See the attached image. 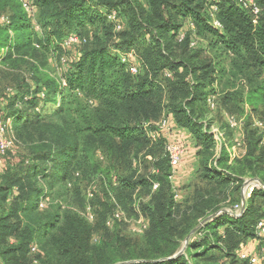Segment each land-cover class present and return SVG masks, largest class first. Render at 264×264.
<instances>
[{
    "label": "trees",
    "instance_id": "1",
    "mask_svg": "<svg viewBox=\"0 0 264 264\" xmlns=\"http://www.w3.org/2000/svg\"><path fill=\"white\" fill-rule=\"evenodd\" d=\"M145 1L32 0L41 14L38 35L19 0H0V16L9 14V22L0 24V48L7 50L1 62L26 66L33 81L9 97L17 137L32 142L20 169L0 176V264H31L24 252L42 234L44 264H245L237 252L255 239L256 226L264 221V206L256 207L257 200L264 202V190L253 193L241 217L221 212L241 201L246 178L264 183V147L257 132L248 130L244 158L229 165L223 151L216 160L215 139L204 121L216 83L223 87L220 106L242 114L247 103L264 118V0H258L263 12L256 24L234 0ZM213 3L221 30L209 23ZM110 10L125 18L126 31H115L107 21ZM187 22L206 48L191 47L190 31L178 41ZM87 27L100 29L102 36L62 74L47 72L51 58L62 63L63 42L74 34L70 31L81 33ZM114 34L125 39L115 42ZM125 47L136 49L141 64L137 75L121 61L119 52ZM18 105L25 110H13ZM171 115L200 147L198 182L188 186L190 195L181 203L175 199L167 138L148 136ZM54 118L65 121L64 132L46 142L42 133L36 134L42 122ZM98 150L117 163L130 162L128 179L119 183V201L132 203L134 194L149 197L141 206L149 230L128 246L117 238L110 247H92V228L72 212L34 217L41 216L39 196L32 191L41 171L35 163L55 161L42 171L67 182L76 171L89 177L99 171L93 162ZM142 168L148 174L135 178ZM154 184L159 185L155 191ZM8 239L15 243L9 246Z\"/></svg>",
    "mask_w": 264,
    "mask_h": 264
},
{
    "label": "rangeland",
    "instance_id": "2",
    "mask_svg": "<svg viewBox=\"0 0 264 264\" xmlns=\"http://www.w3.org/2000/svg\"><path fill=\"white\" fill-rule=\"evenodd\" d=\"M141 1L144 4L146 3L145 0ZM6 16H9V14ZM1 17L2 16H0V24H7L1 21ZM123 21L125 22L124 30L126 31L127 24L125 18ZM40 22L41 14L38 12L36 13L34 22L32 21V26L35 27H33L34 30L39 32L37 33L38 35H41L40 29L37 28ZM190 24L191 23L187 22L184 26H190ZM70 33L78 35L81 39V43L71 48H62V63L51 58L49 60L50 67H48L46 70L47 72L50 71V73L57 72L62 74V72H65L69 69L70 63H72L79 56L84 48L90 47L91 44L96 41L97 37L102 36L100 29L92 27H87V29L81 33H78L74 30L70 31ZM116 35L117 37H115ZM116 35L114 34L113 39L115 42H119V40H123V38L125 39V37L121 34ZM199 45L206 48V43L204 40H202ZM135 50L131 51L136 53ZM6 51V48H0V123L5 124L6 128H4L6 130V137L3 140L8 143V148L5 149V153H3L4 151L0 150V176H4L12 169H20V162L30 155L32 142V140H23L17 137L14 119L9 114L11 111L8 107L9 101L11 99L9 97L16 93L15 91L18 90L19 86L33 85L32 74L30 70L26 68V66L21 64L16 68L3 65L1 58L4 56ZM127 53H129V50L125 47L124 50L119 52V56L123 54L126 55ZM206 56H208V54ZM13 110H25V108L22 105H18ZM231 112L234 114H230V116H235L240 120L243 118V122H246L247 118L245 119L240 113L236 112L235 110H232ZM247 114L254 115V119H256L254 124L255 127H257V122L264 123V119H262L263 117L258 116V114L253 112L251 108L248 110ZM257 116L260 119L257 118ZM213 118L214 120L212 121V129H221V133H224L225 131L227 135L226 138L231 140L232 137L230 132L226 130L225 126L221 127V124L223 123V118L221 115H213L212 119ZM63 123H65V121L62 122L61 118H54L50 121L48 120L42 122L40 124L41 127L38 129V133L36 135L39 136L38 134L42 133V138L46 139V142H50V138L62 136L60 134L64 132V130H62ZM257 129L258 132H263L264 130V128L261 130L259 127H257ZM175 131L176 129L173 130L174 134ZM176 135H178V139H181L179 131L176 133ZM148 136L149 138H152V134H149ZM35 138L37 137L35 136ZM93 162L99 167V171L95 173V175L89 177L88 175H83L80 171H76L72 174L71 178L67 182H62L61 180L55 181L50 178V175H48L47 171L46 173L45 170L42 171L43 168H51L55 164V161L44 160L36 162L35 164L40 166L41 171L38 173V180L34 186H32V191H36V195L39 196V212L41 216L35 215L34 217L44 220L49 214H54L57 211L61 214L65 211L72 212L83 218L92 228V237L90 239L92 247H110L115 244L117 238L123 240L124 245L128 246L127 242H129V240H136L139 238L141 239L142 236H144L149 230V219L141 207L142 204H146V202L149 201V197L142 194V196L138 198L137 194H134L132 203L125 197L124 198L126 200H123V198L122 201L118 200L119 183L122 179H128L130 175V162L128 159H126V161L123 160V162L117 163V161H114L111 156L101 150H98L95 153ZM135 166L136 163L134 162L133 167L135 168ZM28 167H31V165ZM61 173L64 174V172ZM147 174L148 172L142 168L140 171H138L135 178L146 176ZM197 178L192 184L198 182ZM188 186L186 187L185 195L179 194L178 199L175 197L177 203H181L190 195L191 190L188 189ZM153 190L155 191L157 189ZM15 191L17 192L16 189ZM175 194L177 195L176 190ZM125 195L128 197L127 193ZM256 204V207L259 209L263 208L264 206L262 199L257 200ZM117 214L120 215V219H116ZM45 240L46 237L44 234H42L36 241L33 242L34 244H30L26 248L24 254L31 264L45 263V260L47 259V248H45L46 246L44 245ZM13 242V239L7 240V244L9 246L15 243ZM24 264L29 263L27 262Z\"/></svg>",
    "mask_w": 264,
    "mask_h": 264
},
{
    "label": "built area",
    "instance_id": "3",
    "mask_svg": "<svg viewBox=\"0 0 264 264\" xmlns=\"http://www.w3.org/2000/svg\"><path fill=\"white\" fill-rule=\"evenodd\" d=\"M22 4L23 9L27 13L28 17L34 22L37 8L34 6L32 0H19ZM221 0H216V2H220ZM235 3L248 12L251 17L254 24H256L263 12V8L258 0H234ZM209 23L221 30L222 24L218 20L217 14H218V6L216 3H213L209 8ZM107 21L114 25V29L117 32H120L125 27V22L123 21V18L120 16L119 11L117 10H110L106 13ZM1 21L3 23H8L9 19L8 16L3 15L1 17ZM39 28V26H37ZM190 28L192 32H194L195 27L191 23ZM186 33L181 32L179 35L178 41L181 42L184 40ZM193 36L195 35V32L193 33ZM81 43V40L79 36L76 34H70L66 37V39L63 42V48H71L74 46H77ZM192 47H195L197 45V40L194 38L193 42L191 43ZM121 61L124 64H127L129 66V72L132 75L139 74L140 71V63L139 59L136 56V53L134 51H131L127 53L126 55L123 54L120 56ZM208 104L211 108L216 107V103L212 98H208ZM226 123L230 129L233 130H241L243 127L242 120L236 118L235 116H228ZM257 127L264 128V123L257 122ZM5 124L0 123V150L4 151L8 148V143L5 142L3 139H5ZM157 132L152 133V138L156 139L158 136H165L167 138L166 142V152L169 156L170 165L172 169V176L171 180L174 178L178 170L182 166V160L186 153V147L180 142L178 139V135L176 133L180 131L178 126L171 121L169 117L162 118L158 123H156ZM176 129L175 134L173 133V130ZM224 134L220 135V138L217 137L219 143L223 142V136ZM177 138V139H176ZM159 187L158 184H154V189H157ZM257 190H264V183H262L258 179H245L242 186V192H243V198L241 201L233 206L226 207L221 213H227L233 217L239 218L241 217L245 211H246V202L252 197L253 193ZM120 215H116V219L119 218ZM249 245H244L238 252L237 256L238 259L245 264H264V222H259L256 226V237L253 240H250Z\"/></svg>",
    "mask_w": 264,
    "mask_h": 264
},
{
    "label": "crops",
    "instance_id": "4",
    "mask_svg": "<svg viewBox=\"0 0 264 264\" xmlns=\"http://www.w3.org/2000/svg\"><path fill=\"white\" fill-rule=\"evenodd\" d=\"M187 31H190L192 33L190 26H183L180 29V33L181 32L186 33ZM194 32H195V30H194ZM194 38L197 40L198 47L204 48V46L199 45V43H201L202 40L199 39L197 36H193V34L191 35V43L193 42ZM198 41H199V43H198ZM191 47H192V45H191ZM195 47H197V46H195ZM240 86L244 88L245 93L248 92V86L246 84H244L242 80L240 82ZM214 87L216 88V93L213 95H210L209 97L215 101L216 107L211 108L209 106V104L207 103L209 106L210 112H209V115L207 116L206 120L204 121L205 131L209 130V132L211 134H213V136H214L215 146H216L215 159L216 160L220 159L222 152L225 151L226 157L229 158L228 164L232 165V163L235 160H240V159L244 158V156H246L248 130H252V131L257 132V135L259 137V146L260 147H264V134H263L264 130L261 129V130H263V132H258L257 127L254 126L256 119H254L253 114L252 115L247 114L248 110L251 108L249 106V104H247V103L243 104V106H242L244 113H242L241 116H243L245 119L247 118L246 122L245 121L243 122L244 119L241 118V120L243 122L242 129L241 130L230 129L226 123V120L230 114H234V113H232L227 107L219 105V102L221 101L220 100L221 99L220 98V95H221L220 92L222 91L223 87L219 86L218 83H216L214 85ZM235 89L236 88H230L228 90L234 91ZM218 114L221 115V117L223 118V123L221 124V127L225 126L226 130H228L230 132L231 137H232L231 140L226 138L227 135H226L225 131H224V133H221L220 132L221 129L220 130H213L212 129V121L214 120V118L212 119V116L218 115ZM257 114H258V116L262 117L259 113H257ZM258 116H257V118H259ZM170 119L173 123H175V119L172 115L170 116ZM262 119H264V118H262ZM221 134H224L222 136V138H224V139H223L222 143H219L217 137L220 138ZM179 135L181 137V139L179 138L180 142L183 144L185 143L184 146L186 147V153L183 157L181 168L178 170V172L176 173V175L172 179L173 186L177 192V195H176L177 199L179 198V194L185 195L186 187L188 185L194 183L196 178L198 177V171H199L198 151L200 150V147H197L196 141H195L194 137L191 135L190 131L183 129V128H180ZM214 165L216 166L217 163H215ZM240 198L241 199L243 198V192H241ZM250 243L251 242L246 243V246L249 245ZM225 264H230V263L226 262Z\"/></svg>",
    "mask_w": 264,
    "mask_h": 264
},
{
    "label": "water",
    "instance_id": "5",
    "mask_svg": "<svg viewBox=\"0 0 264 264\" xmlns=\"http://www.w3.org/2000/svg\"><path fill=\"white\" fill-rule=\"evenodd\" d=\"M213 217H214V216H212V217L208 218V219H207V220H206L204 223H206L207 221H210V220H212V219H213ZM204 223H203V224H204ZM183 252H184V250H182V251L180 252V255H181Z\"/></svg>",
    "mask_w": 264,
    "mask_h": 264
}]
</instances>
